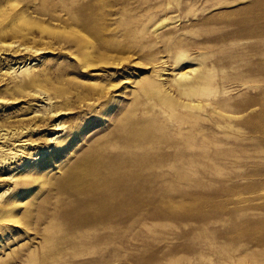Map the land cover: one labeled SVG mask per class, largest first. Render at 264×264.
<instances>
[{"label":"rangeland","instance_id":"374dc122","mask_svg":"<svg viewBox=\"0 0 264 264\" xmlns=\"http://www.w3.org/2000/svg\"><path fill=\"white\" fill-rule=\"evenodd\" d=\"M0 264H264V0H0Z\"/></svg>","mask_w":264,"mask_h":264},{"label":"bare ground","instance_id":"6f19581e","mask_svg":"<svg viewBox=\"0 0 264 264\" xmlns=\"http://www.w3.org/2000/svg\"><path fill=\"white\" fill-rule=\"evenodd\" d=\"M181 78V77H180Z\"/></svg>","mask_w":264,"mask_h":264}]
</instances>
